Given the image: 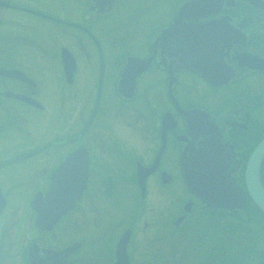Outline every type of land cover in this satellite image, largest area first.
<instances>
[{
    "label": "flooded vegetation",
    "instance_id": "flooded-vegetation-1",
    "mask_svg": "<svg viewBox=\"0 0 264 264\" xmlns=\"http://www.w3.org/2000/svg\"><path fill=\"white\" fill-rule=\"evenodd\" d=\"M71 1L0 0V264H264L243 181L264 139V0ZM38 20L64 40L24 61ZM201 157L225 168L195 194L183 164Z\"/></svg>",
    "mask_w": 264,
    "mask_h": 264
},
{
    "label": "rangeland",
    "instance_id": "rangeland-1",
    "mask_svg": "<svg viewBox=\"0 0 264 264\" xmlns=\"http://www.w3.org/2000/svg\"><path fill=\"white\" fill-rule=\"evenodd\" d=\"M17 1L27 3L30 6H33L35 8H40V9H44L47 11H51L52 13L60 15V16L72 15L78 11L77 10L78 6L74 5L73 1H71V0H55L57 2L61 1V2H59V4L57 2H54L53 0H17ZM119 17L120 16L118 15V18ZM25 19H28V21H30V20H29V18H25V17H24V20H22L24 23V26L27 27L28 23H25L26 22ZM132 19L137 21L138 18L133 17ZM126 21H127V19L125 20V22ZM36 23H37V25L41 31L40 30L36 31V33H34V32L33 33L32 32L24 33V37L30 39L31 40L30 42H27L25 40L22 42L18 41L19 44H22L21 50H22V57H23L24 61H28L31 59V61L35 62L37 60V58H39L42 55V53L45 52L40 46H42L48 50L51 45L56 44V43H60L64 40L61 32L56 30L58 28V26H56V27L47 26L49 24H46L42 20H38L37 22H35V25H36ZM29 24H31V23H29ZM28 28H30V27H28ZM27 31H30V30H27ZM32 41H35V42L37 41L38 43H34ZM50 63H53V62L50 61ZM33 66H34V64H33ZM88 76H89V74H86V75L84 74L82 76V79L80 78V80H79L80 83H83L86 87H87L86 83H88ZM53 82L57 88V83L53 80H51V81L47 80V86L52 87L51 85L53 84ZM22 169H23V166H16L15 165L11 168L6 169L4 174L3 173L1 174V177L3 178L5 176L6 180L14 181L15 179L20 177V173H21ZM246 216L249 218L248 221L250 222V226L253 227V229H254L253 231L256 234L258 242L261 243L262 245H264V219H261L259 214H257L252 207H249V209L246 212ZM245 239H246V241L242 240V239H241V241L247 242V238H245ZM262 247H264V246H262Z\"/></svg>",
    "mask_w": 264,
    "mask_h": 264
},
{
    "label": "water",
    "instance_id": "water-1",
    "mask_svg": "<svg viewBox=\"0 0 264 264\" xmlns=\"http://www.w3.org/2000/svg\"><path fill=\"white\" fill-rule=\"evenodd\" d=\"M196 3V2H194ZM191 5H185L183 8H188ZM62 59L65 61L64 63H67L66 55L65 53L62 54ZM72 156H86V151L80 150L73 154ZM264 157V140L254 149V151L251 153V155L248 158V161L246 163L245 172H244V183L246 192L251 199L252 203L255 205V207L260 210L264 214V189L260 183L259 179V168L261 161ZM74 159V157H72ZM212 162L216 163V165L222 169L225 168L224 162L222 163L220 159L213 158L210 159ZM198 170H203V168H195ZM192 168L189 167V165H186V163L183 164V181L188 186L191 192L197 194V193H205L203 191H199L195 186L197 184H194V180L197 178L195 174L191 172ZM63 167L59 170V174H62ZM203 172V171H202ZM85 176V170H83V177ZM138 179L143 178L142 175H137ZM198 177L202 178L207 176L206 171L203 172L201 175H197ZM224 178L226 180V175H224ZM66 194V193H64ZM51 195L54 196L53 200L56 201H64L63 194L59 193V196H56L57 194L52 193ZM73 201V200H71Z\"/></svg>",
    "mask_w": 264,
    "mask_h": 264
},
{
    "label": "bare ground",
    "instance_id": "bare-ground-1",
    "mask_svg": "<svg viewBox=\"0 0 264 264\" xmlns=\"http://www.w3.org/2000/svg\"><path fill=\"white\" fill-rule=\"evenodd\" d=\"M203 159L194 160V167L197 168H203L202 171H210L211 175H213L215 178H219L220 172H222V169H220L216 163L212 162L209 158L201 157ZM213 159V158H212Z\"/></svg>",
    "mask_w": 264,
    "mask_h": 264
}]
</instances>
